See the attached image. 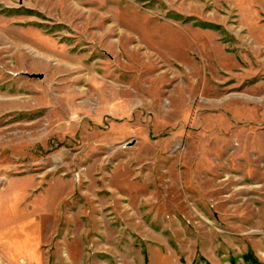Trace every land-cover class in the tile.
<instances>
[{
	"label": "rangeland",
	"instance_id": "obj_1",
	"mask_svg": "<svg viewBox=\"0 0 264 264\" xmlns=\"http://www.w3.org/2000/svg\"><path fill=\"white\" fill-rule=\"evenodd\" d=\"M252 263L264 0H0V264Z\"/></svg>",
	"mask_w": 264,
	"mask_h": 264
},
{
	"label": "water",
	"instance_id": "obj_2",
	"mask_svg": "<svg viewBox=\"0 0 264 264\" xmlns=\"http://www.w3.org/2000/svg\"><path fill=\"white\" fill-rule=\"evenodd\" d=\"M25 75L29 78H38V79H41L42 78V75H37V74H26Z\"/></svg>",
	"mask_w": 264,
	"mask_h": 264
},
{
	"label": "trees",
	"instance_id": "obj_3",
	"mask_svg": "<svg viewBox=\"0 0 264 264\" xmlns=\"http://www.w3.org/2000/svg\"><path fill=\"white\" fill-rule=\"evenodd\" d=\"M252 264H258V263H252Z\"/></svg>",
	"mask_w": 264,
	"mask_h": 264
}]
</instances>
